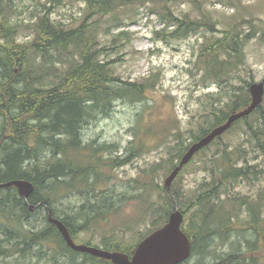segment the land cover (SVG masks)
I'll use <instances>...</instances> for the list:
<instances>
[{"label": "rangeland", "instance_id": "1", "mask_svg": "<svg viewBox=\"0 0 264 264\" xmlns=\"http://www.w3.org/2000/svg\"><path fill=\"white\" fill-rule=\"evenodd\" d=\"M40 4L51 7V20L60 22L66 29L78 27L83 21L94 24L97 43L106 47L100 58L111 61V72L117 78L112 85L121 87L126 82L153 84V87L145 89L140 100L122 96L115 98L110 108L88 117L81 128L82 142H89L92 150L113 144V147L101 149L95 155L85 147L81 151L84 161L88 160L89 155L91 160L97 162L98 173L105 179L99 184V190H105L110 196L108 202L113 208L106 217L95 216L89 221L88 229L75 233L74 240L99 248L103 247L105 240L120 239L124 245H132L152 227L156 218L152 216V211L161 192L159 187L165 185L164 179L169 174L165 164L171 158L167 147L175 142L173 133L177 130L182 132V138L189 146L194 140L192 134H197L201 126L208 128L212 124L214 117L212 114L207 116L210 109H228L231 101L228 96L223 97L224 93L249 90L252 82L263 79L264 0L133 1L119 4L111 13L93 15L89 14L84 0H2L1 5L6 7L10 23L16 24L14 36L18 42H28L34 38L35 21L42 13ZM171 17L195 22L204 20L214 29L203 23L198 27L194 25L192 30L178 27L177 23H169L168 18ZM232 27L242 43L243 62L235 66L226 78H206L203 58L200 59L203 45L211 39L220 38L223 32ZM121 30L127 32V39L125 36L115 37ZM174 30L175 33H172ZM183 30H186L184 35L181 34ZM52 53L56 55L55 51ZM48 61L54 63L51 69L43 67L39 54H33L27 64L34 69L31 76L41 75L43 84L50 82L55 68L60 70L63 67L56 57ZM213 97L220 98L215 105L210 103ZM260 105L264 111V94ZM261 114L254 113L248 121L261 124L264 130ZM252 138L244 121H239L203 153H195L192 161L174 178L177 179L176 188L186 197L191 196L199 184L211 185L210 158L225 147L244 149L247 162L256 168L257 175L228 186V195L237 199L236 211L240 217L232 225L234 229L229 240L221 243L215 237L217 244L204 259V264L218 261L215 255L228 252L230 241L238 236L241 242L244 237H252L250 230L244 232L249 225L244 221L247 212L241 202L254 200L259 193L264 196V151L257 148L258 140ZM260 139V143H263L264 134ZM140 140H143L146 149L138 152ZM51 157L50 148L43 151L40 155L42 164ZM112 159H116L117 165L110 168L107 164ZM156 164L162 165L151 178L147 172ZM43 190L41 188L40 192ZM219 198L225 200V195L221 192ZM84 201L79 193L72 192L58 198L51 207L60 217L66 213L73 215ZM225 204L230 207L228 202ZM261 214L264 218V203ZM45 216L47 211L44 208L37 211L33 208L23 221L27 226L38 229L45 225ZM78 220L83 221L81 217ZM126 224L131 227L126 228ZM48 245L43 248L46 255L40 259L36 255L38 249L34 248L31 255L25 258L16 254L7 257L0 255V264H71L73 257L76 262L85 260V252L74 250L77 253L72 256L71 253L62 252L54 243ZM255 254L258 264H264V254L260 251ZM195 258L187 264H194ZM86 264H91V261Z\"/></svg>", "mask_w": 264, "mask_h": 264}, {"label": "trees", "instance_id": "2", "mask_svg": "<svg viewBox=\"0 0 264 264\" xmlns=\"http://www.w3.org/2000/svg\"><path fill=\"white\" fill-rule=\"evenodd\" d=\"M1 1L0 183L12 179H24L33 184L34 190L25 200L14 186L0 188V255L7 257L16 254L25 258L37 248L36 255L40 259L46 255L44 246L54 243L62 249V252L75 256L77 252L66 245L56 226L47 221V216L44 217L45 225L38 229L27 226L23 219L29 214L30 205L34 206L35 211L43 208L47 211L46 207L40 204L44 201L50 207L52 215L65 224L74 240L75 233L88 229L89 221L95 216L103 218L112 211V204L108 202L110 196H107L105 190H99V184L105 179L98 173L97 162L91 160L89 155L88 160L84 161L81 151L85 147L95 155L101 149L113 147V144H105L92 150L89 142L87 144L82 142V124L96 112L110 108L117 97L140 100L145 89L153 87V84L138 85L126 82L125 86L121 87L112 85L117 78L111 72L109 66L111 61L100 58L106 47L97 43L94 24L83 21L78 27L66 29L60 22L51 20V7H47V4H40L42 13L35 21L34 38L28 42H18L14 36L16 24L10 23L7 4L5 7L1 5ZM57 1L50 0V2ZM84 1L90 10L89 14L93 15L111 13L121 3L145 0ZM168 20L169 23H177L178 27L189 30L202 23L214 29L212 24L204 20L195 22L175 17ZM233 30L234 27L223 32L220 38L211 39L203 45L200 59L203 58L206 78L215 80L226 78L235 66L243 62L242 43ZM185 33L186 30H183L181 34ZM121 36L127 39V32L121 30L115 35V37ZM53 51L56 55H53ZM33 54L40 55L45 68L53 67L54 63L48 61L52 57L58 58L62 63L63 67L60 70L57 68L53 70V78L49 83L43 84L41 75L31 76L34 69L27 64ZM224 96H228L231 101L227 106L228 109L221 108L219 111L210 109L211 112L207 113V116L212 114L214 117L212 124L208 128L201 126L197 134H192L193 141L225 122L231 113L243 109L251 101L248 88L240 89L238 92L230 90L224 93ZM218 101H220L219 97H213L210 103L215 105ZM256 112H262L261 117L264 118V111L259 104L249 115L233 122L226 132L239 121H244L252 139L258 140L257 148L264 151V142L260 143V138L264 134L261 124L248 121V118ZM221 136L216 137L196 154L203 153ZM173 139L174 144L167 147L171 156L165 164L167 173L178 164L179 159L190 146L185 144L182 132L179 130L173 133ZM49 148L52 157L42 164L40 155ZM137 149L138 152L146 149L143 140H140ZM210 160L212 164L209 170L213 177L211 185L199 184L200 186L198 185L189 197L177 189L178 187L176 188L177 179L172 181L169 188L161 185L158 201L152 211V216H156L152 227L142 233L132 245H124L120 239L105 240L102 248L130 256L137 243L166 223L170 213L177 206L183 214L181 228L191 242V254L181 264L189 263L194 256L196 257L194 264H204V259L214 250V244H217L215 237L219 238L221 243L229 240L234 229L232 225L237 223L240 217L236 211L237 199L228 195V186L241 179H250L252 175H257L256 168L247 162L246 152L241 148L219 149ZM191 161L192 159L189 163ZM115 163H117L116 159H112L107 165L112 168L117 165ZM188 164L183 166L181 171ZM161 165L156 164L151 167L147 172L148 176L153 178ZM145 184L148 185L147 182ZM41 188L44 190L40 192ZM220 189L225 195V200L219 198ZM72 192L79 193L85 201L76 214L66 213L60 217L51 205L58 198ZM225 202H228L230 207H227ZM241 203L246 207L247 218L244 221L249 225L244 232L250 230L252 237H244V241L241 242L238 236L237 239L230 241V250L221 255L216 254L218 261L212 264H258L255 253L260 251L264 254V218L261 216L264 196L259 193L254 200L246 199ZM80 217L84 219L82 222L78 220ZM125 227L129 229L131 225L126 224ZM85 254V260L76 262L73 257L71 264H86L88 261H91V264H112L108 260Z\"/></svg>", "mask_w": 264, "mask_h": 264}, {"label": "water", "instance_id": "3", "mask_svg": "<svg viewBox=\"0 0 264 264\" xmlns=\"http://www.w3.org/2000/svg\"><path fill=\"white\" fill-rule=\"evenodd\" d=\"M249 92L251 101L247 106L231 113L225 122L213 127L208 133L190 144L179 159L178 164L164 179V184L167 188L170 187L179 171L190 161L195 153L208 146L216 137L222 135L237 119L249 115L262 102L264 77L260 81L252 82L249 85ZM8 186H14L18 194L25 200L28 199L34 190L33 184L24 179H12L0 183V188ZM40 204L46 207L47 221L56 226L67 246L78 252H85L110 260L113 264H181L191 254L190 239L181 228L183 214L177 206L170 213L167 222L140 240L133 253L129 256L119 251H108L96 246L76 243L65 224L52 215L50 207L44 201ZM33 207V205H30L29 209L33 210Z\"/></svg>", "mask_w": 264, "mask_h": 264}, {"label": "bare ground", "instance_id": "4", "mask_svg": "<svg viewBox=\"0 0 264 264\" xmlns=\"http://www.w3.org/2000/svg\"><path fill=\"white\" fill-rule=\"evenodd\" d=\"M64 213V212H63ZM62 214V213H61ZM84 220V219H83Z\"/></svg>", "mask_w": 264, "mask_h": 264}]
</instances>
